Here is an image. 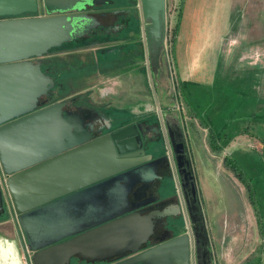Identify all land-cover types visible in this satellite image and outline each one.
Segmentation results:
<instances>
[{"label":"water","instance_id":"95a60500","mask_svg":"<svg viewBox=\"0 0 264 264\" xmlns=\"http://www.w3.org/2000/svg\"><path fill=\"white\" fill-rule=\"evenodd\" d=\"M108 1L90 3L98 6ZM78 2L42 0L48 14H58L21 16L36 13L38 0H0V174L5 175L4 187L0 185V214L5 212L7 191L31 252V264H69L75 254L88 257L91 263L122 258L116 264L149 260L179 264L185 252L188 258L191 243L189 234L178 233L187 230L188 223L196 230L201 219L196 213L201 205L182 125L180 140L167 128L168 143L162 117L154 125L127 124L88 141L92 135L81 129L76 112L64 109L69 100L51 102L55 80L42 68L43 57L50 49L84 34L94 20L87 13L76 12ZM139 5L146 64L155 72L162 62L169 75L164 47L166 0H139ZM153 130L165 139V152L151 159L161 144L148 137ZM168 146L179 187L166 155ZM147 149L152 152L146 153ZM117 154L125 155L117 158ZM160 160L167 161L175 185L171 194L162 189L164 199L176 198L174 210L166 206L162 212L148 215L137 207L123 210L132 185L152 177L161 179L155 169ZM156 214L171 217L170 230L178 235L140 252L139 243L152 231ZM204 246L206 253L208 247ZM200 249L196 259L205 260Z\"/></svg>","mask_w":264,"mask_h":264},{"label":"rangeland","instance_id":"374dc122","mask_svg":"<svg viewBox=\"0 0 264 264\" xmlns=\"http://www.w3.org/2000/svg\"><path fill=\"white\" fill-rule=\"evenodd\" d=\"M123 4L138 10L142 19L139 0H118L117 5ZM230 8H232V28L228 23H222L229 17V14L224 12L229 13ZM166 11L170 41L173 39L171 49H168L170 74L167 75L161 70L156 78L157 93L162 92L165 95L160 104L162 108L171 105L170 112L179 122L181 119L183 121V113L188 122L191 120L187 112L188 106L198 109L201 114L203 112L202 121H206L207 116L216 120L224 116L228 118L232 114V138H236L234 136L237 132L246 130L255 137H249L243 146H238L237 143L232 145V157L247 175L252 176L253 199L259 215L261 212L262 221L256 226L251 210L253 207L249 206L245 188L225 167L222 158L223 167L232 174L228 179L231 183L224 176L219 175L213 166L203 170V174L198 172L200 203L208 229L214 235L221 229L223 221H227V217L237 216L241 221L238 227L242 233H246L244 235L246 240L244 244L237 245L238 250L240 247L242 250L238 254L236 264H264V0H166ZM179 13L180 18L176 28ZM231 38L232 80L230 81L224 80L221 76V65L217 60L218 47L223 43H229ZM102 40L104 38L95 37L85 42L83 49L61 58L60 78L64 85L61 92L81 91L83 93L78 96L86 98L94 106L113 103L119 104L122 108L123 105L120 104L122 102L117 97L118 82L122 80L119 78L122 69L119 68V64L117 65V56L105 54V49L101 48L104 44ZM140 42L144 44L142 39ZM63 48L65 47L62 46L61 49ZM123 49L127 50L128 45ZM144 55L145 48L142 45L138 57L140 62L144 60ZM245 56L248 59H245ZM110 59H113L111 63L105 65V68L101 64V71L96 73L99 66L95 60L102 62ZM135 72L142 74V83L138 86L131 83L130 86V100H135L133 103L136 104L138 98L134 99L133 96L136 95L133 94L140 89L144 92L147 88H152L154 78L151 77V81L150 76L142 72V67H137ZM245 74L250 79L243 83L241 78H244ZM261 74L262 78H260ZM178 75L188 80L182 86ZM92 87L95 89L93 92H91ZM103 87H113L114 91L102 95L100 92ZM126 103L133 106L130 102ZM224 105H228L226 110ZM126 109L130 107L126 106ZM151 112L154 110L151 109ZM260 113L263 116H253ZM142 120L153 122L156 117L151 113ZM222 127L225 129L226 126H217L213 129L223 136L227 131L223 132ZM186 130L190 138L191 128L187 126ZM250 138L256 139L257 142L254 143ZM164 141L165 139L162 138L158 153L165 152ZM222 155L224 157V154ZM171 170L174 173L176 186L179 187L173 163ZM167 184V194L174 193L176 189L173 180L169 179ZM243 203L245 209L242 208ZM4 207L5 214L0 215V264H7L2 258L1 249L10 250L14 254V258L10 256L8 261L16 258L20 264H31L30 258L26 255L25 235L19 226L7 191L4 195ZM253 228H257L259 232L249 238L250 229ZM234 263L233 258L232 264Z\"/></svg>","mask_w":264,"mask_h":264},{"label":"flooded vegetation","instance_id":"af4514ba","mask_svg":"<svg viewBox=\"0 0 264 264\" xmlns=\"http://www.w3.org/2000/svg\"><path fill=\"white\" fill-rule=\"evenodd\" d=\"M117 3L118 0H110V2L108 1L107 3L94 6L90 3V0H80V2L77 4L80 10L76 12L87 13L93 17L94 20L91 23V28L88 31H85V33L79 37L74 38L72 41L64 43L60 47L50 49L48 54L43 57L42 61V68L44 71L50 74L55 80L54 87L51 90V102L69 100L68 105L64 109L76 112L78 117L76 120L80 124L81 129L83 131H89V134L92 135L88 141L104 137L119 126L141 123L142 127L144 128L158 123L157 121L152 122L150 120H133L131 119L132 114L130 109H122L119 104L116 105L111 103L98 107L91 104V102L86 98H81L78 95L69 97L67 99L58 97L64 86L60 78V72H56V68H59L62 64L61 58H64L65 55L69 53L83 49L84 43L89 42L95 37L99 36L102 39L104 38V40H102L104 41V44L101 46V48L105 49V54H108V56H116L117 52L118 54L123 53L122 46L124 47L129 45L130 51L124 53L125 55H128L125 57L129 59V70L130 72H133L137 67H140V61L138 60V57L141 46L144 45L140 42L142 39L144 22L140 18V12L138 10L131 7H126L124 4L117 5ZM54 14L58 13L55 12L48 14L42 4V0H38V10L36 13L22 14L21 16H48ZM99 32H102V34H99ZM122 40H124V42ZM62 46L65 48L61 49ZM112 53L113 55H111ZM50 64H52L51 67ZM149 70L153 78L152 68L149 67ZM153 131L149 133L148 137H153L154 139H158V142H161L162 135L159 138V134L156 133V131ZM174 134L178 140L182 139L180 130L174 131ZM166 139V143H168V136ZM145 152L149 153L152 151L147 149ZM163 154V151L153 154L151 159L162 156ZM124 155L125 154H117L116 157L121 158ZM155 169L157 176H160L161 179L152 177L146 183H136L132 185L127 192V203L122 208L123 210L130 208L135 209V207H137L136 209H144L143 214L145 215L162 212L166 206L170 207V211L174 210V205L177 203L176 198L171 197L169 199H164L166 195L162 193V189H168L167 183L170 179V169L167 161H158L155 164ZM196 213H198L201 217V219H199L195 224L196 230L193 228L194 224L189 226L188 223V229H182L178 233L189 234L191 243L188 249V258L186 257L187 253L185 252V254L180 257L179 264H215L214 251L211 245L207 223H203V219L205 218L202 215L201 209H198ZM4 214L5 212L0 215ZM171 219V217H161V215L159 216L157 214L152 217V231L146 236L144 240L139 243L141 244V249L139 250L140 252L150 250L156 245L165 243L166 241H169L178 235L172 234L170 230ZM176 222L181 223V219L177 218ZM206 235L208 236V240L207 238L204 239V236L206 237ZM73 236L74 235L65 237L56 243H62L68 239H71ZM204 245L208 247V251L206 250V253ZM197 248H201L204 251L205 260L202 258L199 260L196 259ZM27 251L31 253L28 249ZM121 260L122 258H112L106 262L91 263L88 257L83 258L82 256L75 254L69 258V264H116ZM170 263H172V261H170ZM144 264H154V262L149 260L144 262Z\"/></svg>","mask_w":264,"mask_h":264},{"label":"crops","instance_id":"0c3cea01","mask_svg":"<svg viewBox=\"0 0 264 264\" xmlns=\"http://www.w3.org/2000/svg\"><path fill=\"white\" fill-rule=\"evenodd\" d=\"M229 10H230L229 13H227L226 11L224 12V14H229V17L226 20L222 21V23L223 24L228 23L229 27L232 28V8H230ZM129 49H130L129 45H128L127 50H124L123 46H122L123 53L118 54V52H117V55H116L117 61H118V62L116 61L117 65L119 64L118 65L119 68L122 69L121 70L122 74L119 76V78H121L122 80H120L118 82L119 88L117 90L118 91L117 97L120 99V102H122L120 104L123 105L122 109L126 108V106L130 107V112H131L132 118L134 120H142L145 116H147L151 113L153 116L156 117V120H154V121H157L158 118L162 117L163 118V125H162L163 128L162 129H163V132L165 135L168 134V129H167L168 127H170L173 131H179L180 130L179 125L180 124L182 125L183 132H184L185 145H186L188 152H189V159H190L192 172H193L195 182H196V186H197L199 200H200L201 192L199 191V189H200L199 188L200 187L199 186L200 177L198 176V172L203 174V170H205L208 167L210 168V166H213L215 168V171L219 175L224 176L227 179V181L229 183H231L228 180L231 173L230 172L228 173V170H226L222 165V158H223L222 154H224V155L228 154V155L232 156V145H235L237 143L238 146H243V144H245L246 141L249 140V137H254V136H252V134L248 130H246L245 132H237L236 135L234 136L236 138H232V114H230V117H228V118H227V116H224L223 118L216 119V120H214V119L212 120L209 116H207V118H206L207 122H206L205 120H203V121L201 120V116L203 115V112L201 114L198 109L188 106L187 112H188V115L190 116L191 120H189V122H188L187 117H185V115L183 113V121H182V119L180 120V122L177 121L176 118L173 116L172 112H170L171 105L166 106L165 109H163L162 106L160 105L161 100H163L165 95L162 92H161V94L157 93V87L158 86H157L156 78L161 73V70H163V72L166 74V71L164 69V65L162 62L158 63L157 69L155 70V72H153L154 81L151 80L152 76H151V72H150V70L146 64V58H144V60L140 62V67H142V72L144 74H148L150 76V80L152 81V88L151 87L147 88V91H144V92L141 91V89H140V90H138L137 93H134L133 95H136V96H133V98L134 99L138 98V101L136 104L133 103V102H135V100H133V101L130 100L131 99L130 86H131V83L136 84V86H138L140 83H142L141 82L142 74L139 72L136 73L135 70L133 72H130V70H129V59L127 57H125L128 55L124 54L125 52H129L130 51ZM218 52H219V57H218L217 63L221 65L220 66L221 76L223 77L224 80H230L231 81L232 80V38L230 39L229 43H227V44L223 43L222 46H219ZM245 59H248V57L245 56ZM111 60H113V59L102 61V62L95 60V63H97V65L99 66V69H97L96 73L101 71V64H103L104 65L103 67L105 68L106 67L105 65H109V63H111ZM56 72H60V74H61L60 68H56ZM177 72H178V70H177ZM262 77H263V75L261 74L260 78H262ZM248 79H250V77H248L247 74H245L244 78H241L243 83H245ZM178 80H179V83L181 86L184 84V82L188 81L184 77H181L179 75H178ZM227 84L228 83H225V85H227ZM94 85L95 84H93V86ZM94 87H92L91 92L95 91ZM230 87H231V85H230ZM101 90L102 91L100 93L102 95L105 93H111L114 91L113 87H103ZM230 90H232V89H230ZM91 92H90V96L92 94ZM81 93H83V92H81V91H79L77 93H74V92L62 93V92H60L58 97L67 99V98L72 97V96L80 95ZM181 96H182V94H181ZM170 97H172V96H170ZM126 102L132 103L133 106H129V103H126ZM227 106L228 105L225 106V110H226ZM151 109L154 110L155 114H154V112H151ZM127 110H129V109H127ZM170 114H172V115H170ZM210 124H211V126H210ZM187 126H189V128H191L190 138H189L187 132H185V131H187L186 130ZM217 126H226L225 129L222 127V130H223V132H224V130H226L227 133H223L224 134L223 136L220 135V139H217V134H220V133L215 132L213 129ZM230 130H231V132H230ZM212 133L215 135L214 140L212 141V144L213 145H222L223 149L221 151L218 149H214L212 147V144L210 141V140H212L210 137V134H212ZM167 136L168 135H166V137ZM194 149H195V151H194ZM263 150H264V146H263ZM205 162H207V163H205ZM247 201H248V199H247ZM200 205H201V203H200ZM243 205L245 206V203L242 204V208L244 207ZM249 206L252 207L250 203H249ZM243 209H245V208H243ZM201 210H202V205H201ZM251 210H252V213L254 215L255 223L257 226L258 223H260L263 219L261 212H260V215L257 216V214L254 212V210L253 209H251ZM202 215L204 216L203 211H202ZM256 218H257V220H256ZM205 220H206V217H205ZM239 222H241V221H240V219L239 220L237 219V216H231V217H227V221H223L221 229L216 231L214 235H212V233L209 231L210 229H208V232L210 235V240H211V245H212V248L214 251V258H215L216 264H232L233 258L235 259L234 264H236V259L238 257V254L242 250V247H240V249L238 250L237 245L242 244V243L244 244L245 240H246V237L244 236L246 233H244V232L242 233L241 229L238 227ZM206 223H207V220H206ZM250 232L251 233H250L249 238H252L254 236V234L255 233L257 234V232H259V231H257V228H253L252 230L250 229ZM26 255L28 257H29V255H31V253H29L27 251V248H26ZM232 256H234V257H232Z\"/></svg>","mask_w":264,"mask_h":264},{"label":"trees","instance_id":"16d2710c","mask_svg":"<svg viewBox=\"0 0 264 264\" xmlns=\"http://www.w3.org/2000/svg\"><path fill=\"white\" fill-rule=\"evenodd\" d=\"M179 18H180V13L178 14V20L176 23V28L178 26ZM253 116L259 117V116H263V115L260 113L258 115H253ZM210 137L212 139V140H210L211 144H212V141L214 140L215 135L212 133V134H210ZM217 139H220V134H217ZM263 143H264V141H263ZM212 147L214 149H218L220 151L223 149L222 145H213L212 144ZM223 162H224L225 167H227L232 172V174L235 176V178H237L238 181L244 186L246 194H247V199H248L249 203L251 204V206L253 207L254 212L258 216L259 211L256 209V204L254 203V199H253L254 189H253V186L251 184L252 176L247 175L244 172V169L241 167V165H239L238 162L231 155H227V154L224 155Z\"/></svg>","mask_w":264,"mask_h":264},{"label":"built area","instance_id":"2783aa9c","mask_svg":"<svg viewBox=\"0 0 264 264\" xmlns=\"http://www.w3.org/2000/svg\"><path fill=\"white\" fill-rule=\"evenodd\" d=\"M166 17H167V11H166ZM172 39L170 41V37H169V26H168V24H166V37H165L164 47H165V52H166L167 58H168V49L169 48L171 49ZM168 62H169V58H168ZM169 68H170V63H169ZM250 140H252L254 143L257 142V140L254 139V138H250ZM166 155L168 156V159H169L170 163H172V161H173V154H172V151H171V149H170L169 146L166 149ZM4 179H5V175L4 174H0V185L2 187H4V185H3V180ZM29 258L31 259V255H29ZM30 263H31V261H30Z\"/></svg>","mask_w":264,"mask_h":264},{"label":"bare ground","instance_id":"6f19581e","mask_svg":"<svg viewBox=\"0 0 264 264\" xmlns=\"http://www.w3.org/2000/svg\"><path fill=\"white\" fill-rule=\"evenodd\" d=\"M1 255H2V258L3 260L7 261V264H20V262L15 258V259H11L10 261H8V258L10 256H13L14 258V254L10 251V250H4V249H1Z\"/></svg>","mask_w":264,"mask_h":264}]
</instances>
